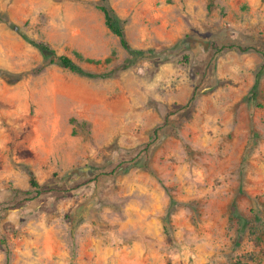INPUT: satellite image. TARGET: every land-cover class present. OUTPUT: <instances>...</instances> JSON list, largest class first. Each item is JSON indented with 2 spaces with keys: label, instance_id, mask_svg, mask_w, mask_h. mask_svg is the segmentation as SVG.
<instances>
[{
  "label": "rangeland",
  "instance_id": "374dc122",
  "mask_svg": "<svg viewBox=\"0 0 264 264\" xmlns=\"http://www.w3.org/2000/svg\"><path fill=\"white\" fill-rule=\"evenodd\" d=\"M97 2L0 0V264H264V0Z\"/></svg>",
  "mask_w": 264,
  "mask_h": 264
},
{
  "label": "trees",
  "instance_id": "16d2710c",
  "mask_svg": "<svg viewBox=\"0 0 264 264\" xmlns=\"http://www.w3.org/2000/svg\"><path fill=\"white\" fill-rule=\"evenodd\" d=\"M97 9L101 12L103 16L104 25L108 28V30L114 34L117 39L120 47L126 51L128 54L127 59L125 60V66L131 65L135 60L139 58L146 57V54L149 55L154 54V50L152 48L142 50L132 47L128 40L125 37L124 33V21L115 13L114 9L109 5L108 0H98L96 4ZM29 42L36 47L39 52L42 54L43 58H45L47 55L53 54V50L48 47L46 44L35 42L34 40H29ZM182 42L179 41L174 46L168 48V50H175V49H181L182 48ZM93 61V60H90ZM104 61H107L105 59ZM50 62H55L60 67L67 69L72 72L85 74L90 77H95V74H86L68 55H59L53 59H50ZM264 65L259 68V70L256 72L254 82L250 88V94L249 99L254 100L256 97V93L258 91V82L261 72L263 71ZM195 98V94H192L190 97V101H192ZM129 169V166L124 167V171H127ZM28 175V183L30 187L33 189H36L38 187V184L34 178L33 173L27 172ZM230 212L232 216L238 221L241 231H245L246 229L250 230V234H253L256 239L258 238L260 233H264V218H262L257 211L252 210L254 219L256 224L254 226L249 227L248 222H246L240 214L236 210V206L231 204L230 206ZM5 263L8 264V258H6ZM236 264H241L240 262H237Z\"/></svg>",
  "mask_w": 264,
  "mask_h": 264
}]
</instances>
